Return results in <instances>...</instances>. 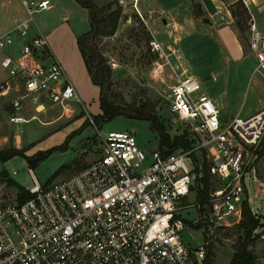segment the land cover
I'll return each mask as SVG.
<instances>
[{"label": "built area", "instance_id": "2783aa9c", "mask_svg": "<svg viewBox=\"0 0 264 264\" xmlns=\"http://www.w3.org/2000/svg\"><path fill=\"white\" fill-rule=\"evenodd\" d=\"M20 2L27 17L14 31L22 40L15 56L2 53L0 58L8 73L0 81V95L9 78L20 84L10 100L11 122L25 120L20 111L25 99L34 111L54 102L63 109L79 102L44 35L26 34L31 13L45 9L49 0ZM132 6L143 19L136 0ZM247 27L248 46L258 56L255 68L264 75V34L252 19ZM11 42L10 32L0 33V48ZM149 48L161 51L153 38ZM168 94L167 112L187 126L195 143L167 153L146 152L132 131L95 128L98 154L89 163L42 184L30 172V195L21 202L0 192V264H207L204 250L212 230L240 218L241 203L248 200L246 181L264 186V104L244 115L223 116L189 74L179 76ZM200 148L218 184L198 205L203 204V227L208 228L204 241L190 245L182 239L180 212L189 205L184 200L194 182L193 165L199 166L191 153ZM257 217L251 236L264 246V216Z\"/></svg>", "mask_w": 264, "mask_h": 264}, {"label": "rangeland", "instance_id": "374dc122", "mask_svg": "<svg viewBox=\"0 0 264 264\" xmlns=\"http://www.w3.org/2000/svg\"><path fill=\"white\" fill-rule=\"evenodd\" d=\"M93 1L101 5L108 0ZM118 1L121 5V16L114 32L95 38L97 48L111 69L110 95L113 100L121 103L131 100L138 103L148 99L153 103L155 120L164 130L170 134L179 132L184 124L167 112L166 98L170 84L181 75L178 74L179 68L173 69L176 66L164 48L163 43L168 38L160 20H154L155 13L147 11L154 2L136 0V7L143 18L141 19L132 6V0ZM49 2L51 6L48 9L33 11L31 16L44 32L48 48L74 85L79 102L71 101L67 109H63L56 102L46 104L44 109L37 111L26 106L21 111L25 120L20 122H10L7 114L1 113L0 149L15 146L20 150L3 160L0 159V192L11 201H16L15 194L19 186L27 189L32 185L30 172L42 184L67 176L96 157L99 138L95 128L100 132L127 129L134 133L137 144L144 151L159 149L158 135L148 120L133 118L130 113L118 114L107 120L96 117L99 113L97 87L91 83L83 68L75 43L76 35L87 29L86 9L75 0ZM257 29L264 34L263 28L257 26ZM152 36L162 41L161 51L149 48ZM198 42L196 58L186 61L189 66H183L186 73H191L198 79L201 91L207 95L219 96V101L215 103L221 115H232L239 105H243V110H248L264 101V78L259 71L251 72L245 80L246 84L242 86L241 76H233L224 65L217 62L216 52L212 53V47L203 40ZM0 73L2 77L8 75L2 67ZM207 74L210 76H204ZM13 95L8 93L5 97H0V105L9 110L8 100ZM24 102L22 100L23 104ZM191 138L195 141L194 136ZM195 154L200 165L199 150ZM191 160L194 162L192 156ZM63 164L68 165L48 179ZM187 165L189 166L188 163ZM193 168L194 182L184 200L189 205L180 212L185 223L181 231L182 239L190 245L202 244L204 233H207L205 229H208L203 227V204L198 208L201 202L196 194L203 196L204 200L209 189L203 187L199 178L201 168L199 170L196 165ZM246 188L248 200L245 199V203L250 212L259 216L261 221L264 216V186L250 179L246 181ZM194 222L199 224L195 226ZM236 233V223L212 230V236L204 250V261L207 264H227ZM248 248L255 257L256 264H264L263 244L252 239Z\"/></svg>", "mask_w": 264, "mask_h": 264}, {"label": "crops", "instance_id": "0c3cea01", "mask_svg": "<svg viewBox=\"0 0 264 264\" xmlns=\"http://www.w3.org/2000/svg\"><path fill=\"white\" fill-rule=\"evenodd\" d=\"M196 1L199 2L202 10L201 18H196L192 15L188 0H153L152 7L150 6L147 10L155 13L153 19L160 20L161 27L166 33L168 40L164 41L163 44L167 54L172 57V62L176 66L173 69L179 68L178 74L181 76L184 74L193 76L191 73L185 72L184 66H189L186 65V61L191 60V58H196L197 52L195 51L199 43L198 41L203 40L208 46L213 48V54L216 52L215 59L217 62L224 65L236 78L241 76V79H243L242 82L238 80L242 83V86L246 84L245 80L251 72L259 71L264 78L261 70H256L255 68L258 56L257 52L248 46L249 37L247 27V21L252 19L256 27L259 26L264 29V0H240L246 8V23L243 22L244 28L241 30L234 24V17H232L228 9V6L237 0ZM50 6L51 3L49 2L45 9H48ZM231 6L234 7L235 5ZM153 8L154 10H152ZM24 12L20 0H0V33L10 32L12 35V42L0 48V58L2 53H9L11 56L17 54L16 47L21 42L22 37L15 33L14 27L26 19L27 15ZM198 19L200 20L198 21ZM147 28L151 34L148 26ZM37 32L44 35L38 23L31 16L26 28V34L27 36H31ZM153 38L156 39L155 37ZM156 40L162 46V41ZM0 67L2 66L0 65ZM83 68L85 69L84 65ZM3 69L5 70V68ZM204 76L209 77L210 75L207 74ZM5 78L7 76L2 77L0 75V81ZM8 82L9 87L7 91L0 95V97H5L8 93L15 95L20 92L19 82L16 78H9ZM13 96L8 100L9 110L10 100ZM208 96L214 102L219 101L217 94ZM24 101L20 111L26 106L31 108L28 101L26 99ZM262 104H264V101L248 110H243V105H239L238 108L233 110L234 113L232 115L235 113L239 115L250 113ZM3 107L0 105V116L1 113L6 115L9 111Z\"/></svg>", "mask_w": 264, "mask_h": 264}, {"label": "trees", "instance_id": "16d2710c", "mask_svg": "<svg viewBox=\"0 0 264 264\" xmlns=\"http://www.w3.org/2000/svg\"><path fill=\"white\" fill-rule=\"evenodd\" d=\"M75 1L83 6L87 12V29L76 35L75 43L91 83L95 84L98 88L97 104L99 113L96 114V117H101L107 120L118 114L127 115L130 113L129 115L133 118L148 120L151 127L155 129L158 135V148L162 153H167L175 148L192 146L193 144L191 143H195V141L192 140L191 136L194 135L187 126L184 125L179 132H173L172 134L164 130L163 126L155 120L153 103L148 99L138 103H135L132 100L121 103L112 99L110 95V86L112 83L111 69L106 62L104 55L97 48L95 38L101 35H109L114 32L118 18L121 16V5L119 1L108 0L101 5H97L93 0ZM188 1L192 15L194 17H201L202 10L199 2L196 0ZM112 4H114V6H112ZM231 5L235 6L232 7ZM228 9L232 17H234V24L239 30L243 29V22L246 17L245 6L240 0H237L230 4ZM198 150L200 153L199 160L201 162L199 165V170L201 168L199 178L202 180L203 187L210 189L214 184L218 183L214 182L215 180L207 172V159L204 156V149L200 148ZM19 151V148L14 146L2 148L0 149V159L3 160L11 154ZM191 155L194 158V162L197 163L195 152H192ZM67 165L68 164L60 165L48 179H51L56 172L65 168ZM29 195L30 193L27 189L19 186L15 194V199L16 201L21 202L29 197ZM196 195L201 203L205 201V199L203 200V196L199 194ZM245 202L246 201L243 200L241 204V217L236 222L237 233L227 264H256L255 257L251 253L250 248H248V245L252 239H255L251 236V231L258 224V217L250 212L249 206ZM194 224L197 226L199 222H194Z\"/></svg>", "mask_w": 264, "mask_h": 264}]
</instances>
